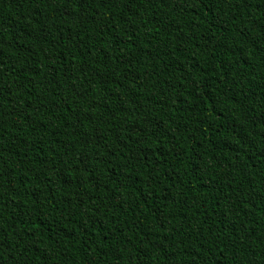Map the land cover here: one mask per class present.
<instances>
[{
	"label": "trees",
	"instance_id": "16d2710c",
	"mask_svg": "<svg viewBox=\"0 0 264 264\" xmlns=\"http://www.w3.org/2000/svg\"><path fill=\"white\" fill-rule=\"evenodd\" d=\"M0 264H264V0H0Z\"/></svg>",
	"mask_w": 264,
	"mask_h": 264
}]
</instances>
